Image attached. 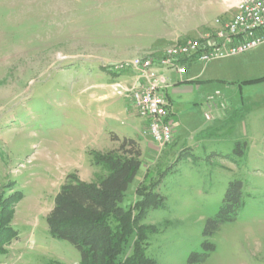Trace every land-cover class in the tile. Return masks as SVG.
<instances>
[{"label": "rangeland", "instance_id": "obj_1", "mask_svg": "<svg viewBox=\"0 0 264 264\" xmlns=\"http://www.w3.org/2000/svg\"><path fill=\"white\" fill-rule=\"evenodd\" d=\"M217 1L0 0V198L9 217L0 264L79 263L74 247L48 237L45 217L68 174L90 183L105 173L93 157L115 147L109 125L117 135L134 125L129 98L111 88H130L132 72L115 67L212 36L213 22L196 19ZM163 71L177 89L168 90L173 138L141 155L122 204L129 239L115 260L142 248L145 264H186L206 240L214 251L204 264H264V43L190 63L186 75ZM215 93L224 107L209 109ZM234 180L244 206L205 238Z\"/></svg>", "mask_w": 264, "mask_h": 264}, {"label": "trees", "instance_id": "obj_2", "mask_svg": "<svg viewBox=\"0 0 264 264\" xmlns=\"http://www.w3.org/2000/svg\"><path fill=\"white\" fill-rule=\"evenodd\" d=\"M108 136L115 147L93 157V163L101 166L105 173L90 183L79 180L75 174L65 177L45 217L48 237L74 247L80 256L78 264H116V261L117 264H145V254L139 252L142 248L138 251L131 249L125 258L115 260L123 254V247L129 239L130 231L122 230L129 211L122 204L142 164L140 144L137 139L117 135L114 131ZM244 199L242 182H230L217 213L207 220L203 236L211 237L221 224L236 220ZM1 200L0 230L2 227L9 229L5 224L9 217L4 214L5 204ZM147 202L138 201V209L147 208ZM6 237H9L8 233L3 241ZM202 246L203 252L190 253L186 264H204L214 251V245L205 240ZM47 264L60 263L50 261Z\"/></svg>", "mask_w": 264, "mask_h": 264}, {"label": "built area", "instance_id": "obj_3", "mask_svg": "<svg viewBox=\"0 0 264 264\" xmlns=\"http://www.w3.org/2000/svg\"><path fill=\"white\" fill-rule=\"evenodd\" d=\"M234 9L231 18L214 20L216 30L212 36L204 35L199 40L174 45L162 56L137 57L115 67V70L134 74L130 88L121 81L111 88L115 95L127 96L137 116L147 120L146 135L155 145H166L173 138L165 95L168 80L161 71H175L182 76L190 63L206 65L213 59L235 57L264 43V0H237ZM218 95L207 97L209 109L218 105L224 107L223 102H216ZM204 116L210 119L208 113Z\"/></svg>", "mask_w": 264, "mask_h": 264}, {"label": "crops", "instance_id": "obj_4", "mask_svg": "<svg viewBox=\"0 0 264 264\" xmlns=\"http://www.w3.org/2000/svg\"><path fill=\"white\" fill-rule=\"evenodd\" d=\"M237 0H220L219 2H215V3H210L203 11L201 14H199V17L196 19L197 20V24L198 25H205V24H211V22H213V27L216 28V26L214 25V19L213 17L217 16V18H221L223 20H227L229 18L232 17V15L235 13V9H234V6L236 4ZM209 18H211L209 20ZM213 19V20H212ZM216 19V18H215ZM194 63V62H193ZM189 66V64H188ZM188 66H187V69H186V73L183 74V75H186L187 72H188ZM167 78V82H168V87L166 88L165 90V95H166V99L168 100V113L171 114L170 112V99H169V96H168V90H172V91H175L177 90L176 89V86L175 84H173L174 82L171 81V77L168 75L169 72L167 71H161ZM130 73H124L123 74V77H131L129 75ZM132 77L134 76L133 73H131ZM126 78V79H127ZM191 78L188 77V79H184V80H187L189 81ZM126 82L128 80H123L121 82ZM130 102V101H129ZM112 107V106H111ZM108 108V107H107ZM130 116H132V114H128ZM110 116V115H108ZM136 117H132L133 120H134V125L132 127L129 128L130 132L128 135H126L125 133H120L124 136H127V137H132L134 139H137L139 141V144H140V148H141V153H144V152H148L149 150H147L148 146H149V143H153L151 138H149L148 135H146V124H147V120H144V119H141L139 118L137 115H135ZM110 118V117H109ZM107 137L109 139V132L111 131H114V129L111 127V125H109V128H107ZM115 132V131H114ZM154 144V143H153Z\"/></svg>", "mask_w": 264, "mask_h": 264}]
</instances>
